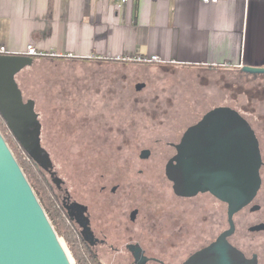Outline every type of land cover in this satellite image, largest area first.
Returning <instances> with one entry per match:
<instances>
[{
    "label": "flooded vegetation",
    "instance_id": "flooded-vegetation-1",
    "mask_svg": "<svg viewBox=\"0 0 264 264\" xmlns=\"http://www.w3.org/2000/svg\"><path fill=\"white\" fill-rule=\"evenodd\" d=\"M24 69L16 75L22 92L19 74ZM91 70L94 84H81L76 95L84 93L88 97L94 93L96 97H85L87 100L82 104L77 103L79 109L71 105L72 109L66 111L67 119L96 122L98 128L95 133L78 137L81 144L76 152L86 154V161L82 166L79 196L73 194L74 188L66 187V225L79 233L95 264H189L196 253L213 246L221 235L231 230L227 241L246 259L264 264V73L235 71L247 76L238 87L245 97L238 108L215 104L192 119L185 116L171 119L165 113L177 103L172 95L165 94L168 88L160 87L164 97L144 92L147 87L153 89L149 83L155 78L143 77L137 81L133 74H119L106 68ZM161 71V79L179 72L170 67ZM197 78L201 83L195 84H213L206 74L198 73ZM217 83L222 95L230 89L229 84ZM211 90L215 92L214 87ZM29 100H34L38 113L40 156L44 160L49 151L43 145L41 113L35 99L24 98L25 102ZM192 103L196 105L198 101ZM217 106H229L240 113L260 158V188L233 216L229 202L210 191L201 190L192 195L177 193L174 181L167 174L187 129ZM141 121L163 128L137 130L136 122ZM179 121L191 123L182 128ZM32 126L25 146L14 134L27 154L35 146L33 138H38L33 132L36 125ZM199 159L206 164L207 155L197 154V163ZM40 166L46 173L52 171V165ZM200 178L203 184V176Z\"/></svg>",
    "mask_w": 264,
    "mask_h": 264
},
{
    "label": "crops",
    "instance_id": "crops-1",
    "mask_svg": "<svg viewBox=\"0 0 264 264\" xmlns=\"http://www.w3.org/2000/svg\"><path fill=\"white\" fill-rule=\"evenodd\" d=\"M0 0V44L36 61L87 63L119 74L118 56L158 55L179 71L264 67V0Z\"/></svg>",
    "mask_w": 264,
    "mask_h": 264
},
{
    "label": "water",
    "instance_id": "water-1",
    "mask_svg": "<svg viewBox=\"0 0 264 264\" xmlns=\"http://www.w3.org/2000/svg\"><path fill=\"white\" fill-rule=\"evenodd\" d=\"M35 59L24 54H0V112L22 146L27 145L32 125L38 138L28 155L38 164L40 123L34 100L24 101L16 75ZM241 71L264 73V67L244 66ZM37 122V123H36ZM29 129V132L26 131ZM252 134L240 113L229 106L208 111L187 129L179 152L167 174L182 195L210 191L229 202L230 215L248 204L260 188V158ZM199 141V142H197ZM30 144V142L28 143ZM207 155L206 164L196 155ZM213 157H216L213 158ZM201 176L204 183H201ZM227 231L216 243L199 251L189 264H258L227 241ZM0 264H72L23 168L0 131Z\"/></svg>",
    "mask_w": 264,
    "mask_h": 264
},
{
    "label": "rangeland",
    "instance_id": "rangeland-1",
    "mask_svg": "<svg viewBox=\"0 0 264 264\" xmlns=\"http://www.w3.org/2000/svg\"><path fill=\"white\" fill-rule=\"evenodd\" d=\"M133 65L134 69L132 74L135 80L139 81L145 77L151 79L155 78L154 81H150L151 83H149L153 89L147 87V90L144 92L152 93L151 95L154 93L161 94L162 90H160V87L168 88L167 90L165 89V94L172 95L177 103V105L171 106L167 113H165V116H170L171 119H182V116H185L187 119H192L199 113L205 112L209 106L215 104H225L238 108L240 104L245 101L242 89L238 87L245 83L243 80H246L245 77L247 78V76L242 75L239 71L235 72L238 69L205 73L213 84L210 86H203L195 84L197 82L201 83L200 78H197L198 74L195 72L179 71L172 75L168 74L166 78L161 79L159 76L163 74L161 68L164 67L147 64ZM89 68L96 69L89 66L87 63L78 64L43 60L34 62L33 65L25 68L19 74V80H21L23 86L24 98L35 99L37 109L41 113L40 119L42 123L43 145L49 151L48 156L52 162L51 173H44L48 181L53 185L56 194L59 195V202H61L60 204L62 205H66V187H69V189L74 188L75 192L73 194L76 197L79 196L78 189L81 185L80 178L83 176L82 166L86 161V154L76 152L81 144L78 137L95 133L94 131L98 130L95 125L96 122L75 120L73 117L72 119L66 118V113L68 115L66 111H68L67 109H72L71 105L79 109L78 102L81 103L87 100L86 98L96 97L94 93L88 97L87 94L84 93H82V96L76 95V89H78L81 84L85 82L94 84L95 80L93 77L95 76L90 74L92 70ZM217 81L220 82L219 85L224 84L227 86V84H229L230 89L226 91L222 90L224 92H222V95L221 91L217 90ZM88 86L89 88L91 87L90 85ZM212 86L215 88V92L211 90V88H213ZM247 87H249V85H247ZM211 93H214V95H211ZM162 96H165L164 93ZM92 100H94V98H92ZM196 101H198L199 105L196 103V105H194V103H192ZM183 104L185 105L183 106ZM89 113L94 114L97 113V111L89 110ZM135 113L138 114L141 112L135 111ZM179 122V126L182 128H185L191 123L190 121ZM98 124L100 123L97 122V125ZM136 124L137 130L141 131L163 128H159L157 125L158 123L156 124L158 126L156 128V126H153L152 123L148 121L136 122ZM2 131L6 138L11 136L10 131ZM21 149L24 151L22 147ZM55 179H59L60 182L57 183ZM50 220L56 230V225H54L52 219ZM59 237L72 264H76L64 238L61 236Z\"/></svg>",
    "mask_w": 264,
    "mask_h": 264
},
{
    "label": "trees",
    "instance_id": "trees-1",
    "mask_svg": "<svg viewBox=\"0 0 264 264\" xmlns=\"http://www.w3.org/2000/svg\"><path fill=\"white\" fill-rule=\"evenodd\" d=\"M2 130L10 131L11 136L6 138ZM0 131L4 135L8 145L12 149L18 162L23 168L30 184L34 188L50 219H52L54 225H56V231L58 235L63 237L67 243L75 263L95 264L96 261L94 257L89 255L84 249L79 233L66 225V205L60 204L61 202H59V195L56 194L53 185L45 176L44 172L46 171L21 149L22 146L18 143L14 133L11 131L1 112ZM51 163L50 157L46 156L44 158L43 164L49 165L51 167ZM47 173L50 174L51 172L48 171ZM55 181L57 183L60 182L59 179H55Z\"/></svg>",
    "mask_w": 264,
    "mask_h": 264
},
{
    "label": "built area",
    "instance_id": "built-area-1",
    "mask_svg": "<svg viewBox=\"0 0 264 264\" xmlns=\"http://www.w3.org/2000/svg\"><path fill=\"white\" fill-rule=\"evenodd\" d=\"M131 1L134 0H117V6L119 8H122L123 6H126ZM204 2H214L217 3L219 0H203ZM0 54H11V52L7 49L5 45L0 44ZM24 55L31 56L33 58L46 55V53L40 51L37 49V47L34 44H28L26 51L23 53ZM117 60L125 61V62H138L143 64H166V61L161 59L158 55H151V56H138V57H129V56H118Z\"/></svg>",
    "mask_w": 264,
    "mask_h": 264
}]
</instances>
